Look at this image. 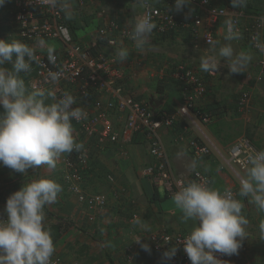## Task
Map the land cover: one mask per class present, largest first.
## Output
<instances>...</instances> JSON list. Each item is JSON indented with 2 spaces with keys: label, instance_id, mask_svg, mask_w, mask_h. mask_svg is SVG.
I'll return each instance as SVG.
<instances>
[{
  "label": "crops",
  "instance_id": "0c3cea01",
  "mask_svg": "<svg viewBox=\"0 0 264 264\" xmlns=\"http://www.w3.org/2000/svg\"><path fill=\"white\" fill-rule=\"evenodd\" d=\"M85 1L84 5H80L78 0H73L74 19L66 20L71 35L76 40L85 42L93 53L103 52L115 59V66L122 74L121 84L126 94L149 104L151 99H154L153 105H156V109L177 111L184 103V94L180 84L171 76L174 64L184 61L199 67V56L212 51L210 45L204 42V35L212 30L214 40L222 41L225 25L221 22L212 25L204 19L197 37L192 36L186 28L165 35L153 31L148 47L139 52L130 39L118 37L114 46L98 39V29L101 26L116 21L121 27H128V20L143 12V9L135 7L134 0ZM212 1L216 5L236 10L233 9L231 0ZM189 8L192 14L191 4L185 6L181 12L175 10L181 20L185 19ZM244 9L247 11L244 22L250 21L254 15L264 16V0H248ZM0 39L6 42H11L12 39L22 40L16 9L9 0L0 7ZM45 41L54 44L56 52L64 50L61 40ZM120 47H126L130 51L129 57L123 62L116 56V50ZM233 47L237 52L251 51L253 60L246 71L239 74H231L223 60L216 76L201 71L206 78L208 91L196 102L195 109L209 115L210 121L203 123L200 118L198 121L204 132L225 150L240 136H247L258 149L264 150V77L262 80L257 78L261 53L252 49L246 41L233 42ZM14 61L15 54L12 62H7L4 67L12 70ZM19 75L28 83L34 80L31 74L21 72ZM59 84L76 96L77 106L91 113L99 111L98 103L104 105L109 100V95L96 91L89 97L83 96L79 91V83ZM239 90L250 92V103L243 108L239 107ZM110 117L114 127L122 131L126 123L125 113L114 110L110 112ZM187 125L189 130L184 129ZM74 128V135L78 141L84 143V149L92 164L91 170L85 176L84 187L90 192L105 193L109 198L108 207L91 211L81 205L69 191L64 163L69 154L66 153L55 169L41 166L35 172L28 170L25 175L0 164L1 213L7 198L26 182L41 176L49 177L60 183L63 189L58 201L45 209V222L53 230L55 256L78 261L80 264H166L163 256L153 251L150 234L160 228L188 233L192 222H183L182 214L175 207L172 197L162 193L161 188L154 186L143 174L145 166L157 163V159L149 153V142L145 134L137 132L131 141L123 144L99 145L96 136L80 134L75 126ZM159 132L177 175H190L192 172L189 171L188 165L195 159L199 163L198 169H202L201 165L204 166L207 162V168L202 170L209 173L212 186L221 190L224 187H232L233 190L238 188L227 173L215 167L218 164L215 155L197 159L186 144L179 142V134L199 135V129L189 123L186 117H179L175 127L162 128ZM109 175L115 177V183L108 179ZM215 175L218 178H214ZM116 188L121 190L117 199L114 197ZM90 213L95 214L93 222L89 220ZM135 213L151 228V233H143L138 226L132 224ZM256 215L260 217L259 213ZM137 235H140L141 243L150 246V252L144 251L141 245L134 241Z\"/></svg>",
  "mask_w": 264,
  "mask_h": 264
},
{
  "label": "clouds",
  "instance_id": "9594fccd",
  "mask_svg": "<svg viewBox=\"0 0 264 264\" xmlns=\"http://www.w3.org/2000/svg\"><path fill=\"white\" fill-rule=\"evenodd\" d=\"M31 2V0H30ZM41 7L56 10L64 19L72 21L75 16L73 0H34ZM159 3L160 0H152ZM207 2V0H204ZM6 0H0V7ZM137 9L144 11L128 20V38L134 48L143 52L157 28L150 8V0H134ZM191 0H175V10L183 11ZM233 9L245 8L248 0H231ZM189 8L185 19L191 15ZM238 17L224 20L225 32L221 40L209 41L211 53L200 56V71L217 73L221 61L231 74L246 71L253 60L251 51L237 52L233 42L240 41L243 33ZM264 27V18L260 21ZM59 34L67 39L69 28L61 25ZM252 46L264 54V32L251 37ZM112 43V41H109ZM38 50L46 52L47 61L57 66L56 46L37 38L34 45L20 39L6 42L0 39V164L25 175L28 170L35 172L41 166L55 169L64 154L80 153L83 142L74 135L73 121L87 119L84 108L77 106V98L69 91L57 95L55 86L63 73L49 69L40 83H28L19 74H30L33 65H42ZM13 69L4 65L12 62ZM126 47L116 50V56L123 62L129 57ZM74 105H76L74 107ZM243 175L239 186L220 188L210 186L207 181L189 180L182 183L172 196L175 207L181 212L185 223L192 222L190 231L179 242L191 264H224L215 253L232 256L239 253L243 241L250 237L249 219L244 214L246 198L257 212L264 213V150L245 152ZM199 163L193 159L188 165L191 172L198 173ZM62 185L49 177H38L26 182L6 200L0 216V264H52L56 252L53 230L46 221V207L58 201ZM143 233L151 228L139 217L132 221ZM264 240V220L259 225V236ZM141 248L150 252L147 243H141L140 235L134 240ZM177 253L173 245L163 253V258L172 260Z\"/></svg>",
  "mask_w": 264,
  "mask_h": 264
},
{
  "label": "built area",
  "instance_id": "2783aa9c",
  "mask_svg": "<svg viewBox=\"0 0 264 264\" xmlns=\"http://www.w3.org/2000/svg\"><path fill=\"white\" fill-rule=\"evenodd\" d=\"M16 9V19L19 25V33L22 41L33 45L37 38L44 40H61L64 45L62 52H56L57 66L51 65L46 58V52L38 51L41 56L42 65H33V71L30 73L34 76L33 82L44 85L43 80L49 69L61 71L63 73L61 82L71 84L79 83V91L89 97L93 91L109 95V100L103 105L98 103L99 111L87 112V119L80 122L73 121V126L77 128L80 134L87 136L94 135L99 145L106 144H123L131 141L133 135L137 132H143L149 142V153L157 159V163L148 164L143 169V174L147 176L154 186L161 188L165 194L172 197L182 183L189 180L207 181L212 186V179L208 172L198 169L199 175L192 172L190 175H177L171 165L164 141L160 136L162 128H173L177 124L179 117L184 116L189 123L199 129V135L186 136L179 134V142H183L191 150V153L197 159H203L212 154L225 163L239 178L243 175L245 167V152L247 150L260 151L247 136H240L231 143L227 152L215 143L203 130L198 118L203 123L210 121L209 115L195 109L196 102L205 96L208 91L207 82L204 74L192 64L179 62L174 64L171 76L180 84L181 91L184 94V103L175 112L166 108L153 109L148 102L138 100L131 94L125 93V88L121 84L122 74L115 66V59L106 53H93L85 42L76 40L71 33L67 39L59 34L61 25L67 26L62 13L56 10H49L41 7L34 0H9ZM85 0H78L80 5L85 4ZM193 13L188 19L181 20L175 11V0H160L159 5H154L150 1L151 14L157 23L154 30L159 35H165L180 28L189 30L192 36L197 37L200 32V26L204 19H207L212 25L224 24L228 17H238L239 27L243 33L240 41H246L252 49L257 51L251 42V37L256 32H264L260 21L263 15H254L250 21L244 22L247 11L244 8L232 10L227 6H219L212 0H191ZM144 11V10H143ZM128 27H121L118 22L110 21L98 29V39L110 46L117 44L118 37L128 38ZM214 40V33L209 30L204 35V42L207 45L209 41ZM112 41V43H109ZM217 73H208L216 76ZM264 77V54L261 53L258 80ZM32 82V83H33ZM57 95L66 91L61 84L55 86ZM250 103V92L244 91L239 98V107H246ZM75 107V105H74ZM119 110L126 115L125 127L118 131L111 120L110 112ZM196 112V113H195ZM189 130V126H184ZM67 169L66 183L69 191L76 196L81 205L88 209L104 210L108 207L109 198L105 193L90 192L84 187L85 176L91 170L92 164L87 151L73 152L64 159ZM108 179L115 183V177L109 175ZM235 191V190H234ZM121 195V190L114 189V197L117 199ZM1 213V210H0ZM138 214H133V218ZM0 218L6 219L4 216ZM95 214H89V220L95 221ZM188 233L182 231H171L168 229H157L150 234L152 249L155 253L162 255L173 245L177 248L175 257L167 261L166 264H191L187 254L184 252L183 243L179 242ZM241 250L246 249L243 241ZM216 257L225 262L228 256L221 253H215ZM52 264H80L78 261L66 260L61 256L52 257Z\"/></svg>",
  "mask_w": 264,
  "mask_h": 264
},
{
  "label": "rangeland",
  "instance_id": "374dc122",
  "mask_svg": "<svg viewBox=\"0 0 264 264\" xmlns=\"http://www.w3.org/2000/svg\"><path fill=\"white\" fill-rule=\"evenodd\" d=\"M203 55V54H202ZM200 57V56H199ZM184 62V61H183ZM186 63V62H185ZM242 90H239V94H241ZM244 91V90H243ZM200 133V132H199ZM224 152H227V150L223 149ZM215 155V154H213ZM216 160L218 162L217 166L218 169L223 170L225 173L229 175L231 178V181L239 186V178L237 175L229 169L225 163H223L221 160H219L218 156L215 155ZM207 164V162H206ZM204 164V166L201 165L202 169H206L207 166ZM204 167V168H203ZM214 178H218L216 175ZM225 186V185H224ZM162 193H165L163 189H161ZM243 202L245 204L244 214L248 217L250 223L248 226V231L250 233V237L246 238L244 240L246 244L245 250H239V253L236 255L229 256L228 259L225 261L224 264H264V240H261L259 236V225L262 220H264V213H259L256 211V209L249 205L246 198H243ZM251 211L253 213L251 214ZM257 213L260 214V217L256 215ZM257 243H254V242Z\"/></svg>",
  "mask_w": 264,
  "mask_h": 264
},
{
  "label": "water",
  "instance_id": "95a60500",
  "mask_svg": "<svg viewBox=\"0 0 264 264\" xmlns=\"http://www.w3.org/2000/svg\"><path fill=\"white\" fill-rule=\"evenodd\" d=\"M153 103H154V99H151L150 105L152 106L153 109H156V105H153Z\"/></svg>",
  "mask_w": 264,
  "mask_h": 264
},
{
  "label": "trees",
  "instance_id": "16d2710c",
  "mask_svg": "<svg viewBox=\"0 0 264 264\" xmlns=\"http://www.w3.org/2000/svg\"><path fill=\"white\" fill-rule=\"evenodd\" d=\"M247 10H249L248 8H247ZM169 111H173V110H171V109H168Z\"/></svg>",
  "mask_w": 264,
  "mask_h": 264
}]
</instances>
